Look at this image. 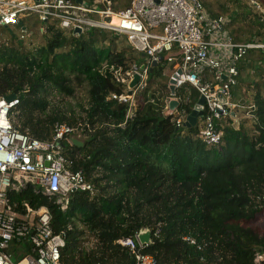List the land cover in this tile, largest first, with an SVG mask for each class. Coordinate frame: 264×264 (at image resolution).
Masks as SVG:
<instances>
[{
    "label": "trees",
    "instance_id": "16d2710c",
    "mask_svg": "<svg viewBox=\"0 0 264 264\" xmlns=\"http://www.w3.org/2000/svg\"><path fill=\"white\" fill-rule=\"evenodd\" d=\"M108 1L120 11L130 0ZM199 1L211 18L228 20L233 42H264V0ZM21 23L0 28V98L18 100L10 122L45 142L55 124L74 128L84 145L68 146L64 155L70 170L94 189L92 195L73 193L65 209L31 187L7 193L20 215L25 205L48 210L53 234L67 240L61 262L130 264L132 255L117 242L158 227L159 235L142 250L157 264H255L264 250V230L255 224L264 215V51L249 50L239 62L231 93L245 105L234 108L235 119L216 122L219 143L206 144L198 137L201 119L184 127L197 92L175 90L176 106L167 112L170 65L148 72L132 104L119 102L112 95L129 90L113 72L147 62L124 36L100 30L78 36L51 22L41 32L33 17ZM77 87L86 91L78 111L51 102L54 94L73 97Z\"/></svg>",
    "mask_w": 264,
    "mask_h": 264
},
{
    "label": "built area",
    "instance_id": "2783aa9c",
    "mask_svg": "<svg viewBox=\"0 0 264 264\" xmlns=\"http://www.w3.org/2000/svg\"><path fill=\"white\" fill-rule=\"evenodd\" d=\"M28 17L35 18L41 32L51 22L72 34L75 30L80 34L100 30L124 36L128 46L144 55L147 62L133 65L124 74L113 72L116 81L127 88L133 76H139L130 95H112L119 102L133 103L150 63L161 58L158 67L165 62L172 70L167 83L173 90L169 102H177L174 91L180 89L194 90L198 99L204 98L198 137L206 144L219 143L221 133L215 130L216 122L226 117L235 119L234 108L244 107L233 101L231 93L237 85L239 62L249 50L264 51V42H233L226 28L228 20L211 18L199 0H130L120 11H113L108 0H0V28L21 26ZM169 102L166 109L171 114L174 109H169ZM17 103V97L11 102L0 98V264H63L61 250L67 240L53 234L48 210H32L25 205V214L20 215L8 204L7 193L31 187L36 193L56 197V203L65 209L73 193L92 195L94 189L81 172L70 170L71 162L64 155L65 148L72 146L74 128L55 124L51 141L32 139L16 131L10 122V110ZM180 125L177 120L176 127ZM145 231L150 232V241L143 245L138 235ZM159 233L158 227L153 231L144 228L117 243L132 255L133 264H157L142 250ZM184 240L194 244L190 238ZM262 262L264 250L254 258L255 264Z\"/></svg>",
    "mask_w": 264,
    "mask_h": 264
},
{
    "label": "water",
    "instance_id": "95a60500",
    "mask_svg": "<svg viewBox=\"0 0 264 264\" xmlns=\"http://www.w3.org/2000/svg\"><path fill=\"white\" fill-rule=\"evenodd\" d=\"M77 3H80L81 0H75ZM74 34H77L78 36H80V31L79 30H75L74 31ZM142 58H145L144 55H141ZM162 62V59L160 58L158 60V62H151L150 63V67H149V70L148 72L149 73H152L153 69L158 67V65H160ZM142 70V68H141ZM139 81V76L138 75H134L133 76V79L132 81L129 83L128 85V88H129V95L131 94V91L136 88V85ZM15 99V96L14 95H10V96H7V97H4V100L6 102H11ZM176 102L174 101H171L169 102V109L170 110H173L176 106L175 104ZM203 105H204V98L203 97H200L196 104L194 105L191 113L186 117V120L184 122V127L185 128H190V127H193L195 126L198 118H200L202 116V113H203ZM239 105L240 106H244L245 105V101L244 100H240L239 101ZM234 115V114H233ZM70 141H71V144L72 146H76V147H82L84 145L83 141L78 139L77 137H71L70 138ZM138 239L140 241L141 244H149V241H150V232L149 231H145V232H141L139 233L138 235ZM130 264H133V262H131Z\"/></svg>",
    "mask_w": 264,
    "mask_h": 264
},
{
    "label": "rangeland",
    "instance_id": "374dc122",
    "mask_svg": "<svg viewBox=\"0 0 264 264\" xmlns=\"http://www.w3.org/2000/svg\"><path fill=\"white\" fill-rule=\"evenodd\" d=\"M85 92L86 91H85L84 87H77L75 89L73 97H61L57 94H54L50 98V100L53 104L58 105L63 110L72 109V110L78 111L79 108L77 105H84L85 104V100H86V93ZM73 137H77L78 139L83 141V139L81 137H78V135H74ZM255 224L257 227L264 230V215L258 217ZM84 238L86 240L85 245L90 246L91 242L93 241L92 237L89 234H86Z\"/></svg>",
    "mask_w": 264,
    "mask_h": 264
}]
</instances>
